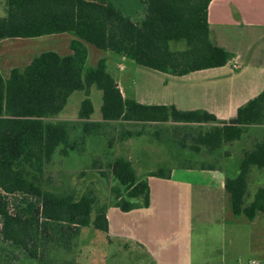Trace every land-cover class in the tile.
Here are the masks:
<instances>
[{"label": "trees", "instance_id": "1", "mask_svg": "<svg viewBox=\"0 0 264 264\" xmlns=\"http://www.w3.org/2000/svg\"><path fill=\"white\" fill-rule=\"evenodd\" d=\"M0 1L6 7L5 15L0 16V40L55 33L73 36L70 54L42 51L23 68L13 67L7 77L0 75L1 252L7 249L1 246L4 243L12 248L10 253L18 250L36 264H52L49 251L70 249L81 228L91 226L108 232L109 206L123 212L148 208L147 178H169L171 168H157L139 176L127 157L115 156L106 164L114 181L111 203H100L92 190L78 195L49 188L41 181L56 151L62 156L81 152L86 137L104 135L111 122L179 125L185 131L184 139L190 140L188 148L195 152L201 146L212 152L240 140L255 127L260 137H254L242 150L237 173L225 176L224 188L235 215L252 220L264 212L263 187L247 201L253 169L264 170V74L262 91L240 105L233 118L221 120L205 109L181 110L173 104H145L126 98L107 71L105 58L95 66L85 65V43L173 76L227 64L233 53L210 39L207 6L211 0ZM171 42H183L184 48L172 49ZM91 86L102 92L98 121L90 118ZM74 91H83L85 96L77 119L49 120L63 109ZM206 124L209 126L203 129ZM77 129L80 133L71 137ZM158 133L154 131L156 136ZM141 134V130L121 128L117 139ZM184 139L175 142L181 149L186 147ZM62 264L80 263L66 260Z\"/></svg>", "mask_w": 264, "mask_h": 264}, {"label": "crops", "instance_id": "2", "mask_svg": "<svg viewBox=\"0 0 264 264\" xmlns=\"http://www.w3.org/2000/svg\"><path fill=\"white\" fill-rule=\"evenodd\" d=\"M5 9L4 2L0 1V16L5 15ZM207 20L212 42L233 53V58L220 67L201 69L182 76L166 74L168 77H188L193 73H203L200 81L183 82L189 89L184 96L192 103L199 104L185 110L205 109L218 119L228 120L236 115L240 105L263 89L264 0H211L207 6ZM19 39L22 38L0 40V62L7 57L10 59L16 50L11 47L12 41L27 44ZM6 46H9V56L5 51ZM1 64L0 75L7 77L15 66L3 70ZM233 65L237 69H233ZM164 83H167L166 79ZM248 130L259 131L255 127ZM250 136L256 138L257 134ZM164 162L166 168H171L169 178H147L148 208H136L128 212L114 206L107 208L108 232L103 234L110 243L116 241L121 256L111 251L109 253L104 247L105 254L100 256L105 257L106 264L110 263L108 261L111 258L113 264H210L206 258H193L194 241L196 245L198 240L215 236L217 241H222V245L225 242L231 245L240 235L239 228L244 220L236 223L235 216L240 215L233 213L229 195L224 188L225 176L228 174L224 167L201 169L189 163L177 165L173 164V160ZM248 221L252 223L249 226L252 229L254 225L264 231V212H258ZM227 222L231 224L227 226ZM195 230L199 232L194 234ZM252 245L258 250L264 248V233L259 234ZM95 253L98 258L99 253ZM218 264H226V261L222 259Z\"/></svg>", "mask_w": 264, "mask_h": 264}, {"label": "rangeland", "instance_id": "3", "mask_svg": "<svg viewBox=\"0 0 264 264\" xmlns=\"http://www.w3.org/2000/svg\"><path fill=\"white\" fill-rule=\"evenodd\" d=\"M73 36L69 33H55L43 35L33 38H22L19 40L27 42L12 41V48H16L12 52L10 59L1 61L3 70L6 67H24L30 59L42 51H55L59 54L70 53L69 39ZM172 49L184 48L183 42H171ZM88 50L86 66H94L100 58H105L107 71L118 81V87L126 98L133 99L141 103H168L174 101L176 107L182 110L199 105L192 103L184 96L189 89L183 82L189 80L200 81L203 73H193L188 77H168L166 73L154 71L152 69L137 65L132 59L122 58L120 55L104 51L95 46L85 43ZM6 54L9 56L6 46ZM29 51H28V50ZM7 63V65H5ZM124 65L123 69L118 68V64ZM194 77V78H193ZM167 83H164V80ZM189 87V85H188ZM101 90L92 86L89 98L92 101L93 113L91 120H100ZM83 91H74L70 94L63 109L54 117L49 118L51 121L77 119L80 102L84 98ZM69 117V118H68ZM106 127L104 135H89L86 137L85 145L81 152L73 151L68 156H62L56 151L51 161L45 166L42 175V182L47 184L49 188L55 190H71L76 194H81L87 190H92L100 203H111L110 187L114 185V181L110 176V171L106 167L107 162L117 155L127 157L135 167L139 176L156 170L157 168H166L164 161H175L173 164L188 163L187 159L193 162L189 163L197 167L212 164L216 167H224L227 175H234L238 170V161L241 157L242 150L251 144L253 138L250 135L254 133L260 137L258 131H248L238 141H234L228 145L222 146L212 152L201 146L199 151L195 152L188 148L190 140L184 139V130L176 125L168 123H120L111 122ZM120 124H123L121 127ZM209 124L203 125L207 128ZM121 128L130 130H141L142 134L138 137H131L123 141L117 139L118 130ZM158 131L159 136L154 134ZM80 133L77 129L71 137H75ZM112 139V145H108V140ZM170 139V140H168ZM184 139L186 147L182 149L177 143ZM168 140V141H167ZM234 167L236 169L234 170ZM264 188V170L253 169L249 181L247 201L252 199L255 191ZM10 203L12 198H8ZM12 205H10L11 207ZM262 216V214L260 215ZM236 223L244 220L241 229L239 228V236L237 240L230 243L217 241L215 236L204 238L203 241H195L193 244V258H206L210 264H218L224 259L226 264H246L252 257H264V248H252V242L259 234L264 233L257 226L251 228L252 223L244 216H235ZM231 222H227V226ZM238 224V223H237ZM249 224V225H248ZM217 229V227H215ZM214 228V229H215ZM259 230V232H258ZM194 231V234L198 233ZM253 239L251 240V238ZM6 251H0V261L4 264H36L34 261L27 259L20 251L15 250L14 254L10 253L11 247L5 245ZM121 256V249H118L117 243L106 240L103 232L93 227H83L79 235L74 238L70 249L55 248L49 251V258L52 264H62L64 261H74L80 264H106L105 249ZM98 252V258L96 253ZM103 253V254H102ZM112 258L108 261L109 264Z\"/></svg>", "mask_w": 264, "mask_h": 264}, {"label": "built area", "instance_id": "4", "mask_svg": "<svg viewBox=\"0 0 264 264\" xmlns=\"http://www.w3.org/2000/svg\"><path fill=\"white\" fill-rule=\"evenodd\" d=\"M118 68L123 69L124 65H122V63H119ZM233 69H237V66L233 65ZM247 264H264V258L252 257L248 260Z\"/></svg>", "mask_w": 264, "mask_h": 264}]
</instances>
